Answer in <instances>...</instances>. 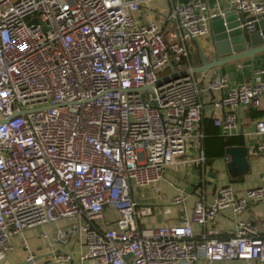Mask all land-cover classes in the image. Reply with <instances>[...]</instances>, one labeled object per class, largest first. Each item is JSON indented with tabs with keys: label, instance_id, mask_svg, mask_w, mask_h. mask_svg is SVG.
Returning a JSON list of instances; mask_svg holds the SVG:
<instances>
[{
	"label": "built area",
	"instance_id": "built-area-1",
	"mask_svg": "<svg viewBox=\"0 0 264 264\" xmlns=\"http://www.w3.org/2000/svg\"><path fill=\"white\" fill-rule=\"evenodd\" d=\"M150 1L0 0V264H32L31 251L24 260L11 257L18 252L15 237L61 218L71 222L58 227L51 242L78 240L85 246L81 259L94 264L192 263L200 256L206 264H264V216L261 231L240 219L226 236L215 227L196 236L191 225L212 221L227 206L240 212L251 202L264 204V171L242 194L223 184L210 201L199 195L180 222L140 223L151 207L133 192L157 189L189 140L204 136L201 86L193 73L154 81L170 64L181 69L188 42L208 34L217 14L205 0H169L160 21L141 18V5ZM229 1L237 11L264 17V0ZM227 85L222 75L208 84L213 90ZM261 99L264 66L214 101L223 110L214 125L231 129L236 107L256 108ZM255 128L264 135V119ZM263 148L261 140L251 153ZM183 197L178 192L173 201ZM110 207L117 216L106 222ZM21 244L29 248L26 238ZM52 258L63 264L75 256L61 250Z\"/></svg>",
	"mask_w": 264,
	"mask_h": 264
},
{
	"label": "crops",
	"instance_id": "crops-1",
	"mask_svg": "<svg viewBox=\"0 0 264 264\" xmlns=\"http://www.w3.org/2000/svg\"><path fill=\"white\" fill-rule=\"evenodd\" d=\"M187 0H173V2L184 3ZM208 10L216 13H223L232 10L229 0H205ZM169 0H152L147 4L141 5V18H151L160 21L163 15L168 11ZM143 8V10H142ZM208 34L192 39L188 42L189 60L182 62L183 67H198L201 65V59L198 49L204 48L208 44ZM207 61H210L207 59ZM264 66V53H258L254 60L248 59L223 64L221 75L227 78L228 85L219 90L210 89L208 84L218 76L216 69H210L206 74L202 72L193 73V76L201 86V98L203 102L200 125L204 129H209L206 134V142L202 140L190 139L186 145L185 153L180 156L178 161L165 168L162 178L157 183V189L154 186H141L133 192L135 200L141 204H147L151 207V212L140 218V223L144 226H156L164 223H177L182 219L189 217L192 212L194 202L199 197L205 201L213 198L215 189L223 184H230L238 194H242L248 187L259 183L264 171V148L257 154L251 153V147H248V170L233 175L228 167L227 161L229 155L225 152L228 145H242L254 143L257 145L264 140V135L256 133L255 122L264 119V99L256 108L238 105L235 109L236 123L231 129H223L214 125V119L223 114L222 109L214 106V101L225 95L232 87L245 82L252 71ZM213 132L216 134L214 135ZM220 135H235L238 137L236 143L222 146ZM253 145V146H255ZM203 155V161L196 160ZM228 157V158H227ZM182 192L184 197L181 202H174V196ZM117 216L114 208L106 210L104 220L113 221ZM262 216H264V204L261 201L251 202L244 210L236 212L231 206L220 209L212 221L205 224L192 222V231L198 236L201 233H210L211 228L218 229L220 236H226L234 232L236 224L240 219H250L261 231ZM71 222L68 218H61L44 224L35 225L26 228L22 234L15 237L18 252L11 253L14 260H24L27 252L31 251L36 255L32 264H60L52 258V253L68 250L71 251L75 259L63 264H94L92 259H81L80 255L85 246L78 240H70L67 243L56 242L53 244L52 237L55 230L60 226H66ZM46 232V236L39 235ZM23 238L29 243V248H24L21 244ZM25 264L27 262L24 260ZM174 264H206L202 256L198 257L192 263L179 260ZM219 264H257L253 261L223 259Z\"/></svg>",
	"mask_w": 264,
	"mask_h": 264
},
{
	"label": "water",
	"instance_id": "water-1",
	"mask_svg": "<svg viewBox=\"0 0 264 264\" xmlns=\"http://www.w3.org/2000/svg\"><path fill=\"white\" fill-rule=\"evenodd\" d=\"M247 23L252 25L246 26ZM208 41L204 48L198 49L201 59L200 66L174 69L170 64V72L158 77L154 83L159 84L163 80L186 76L190 72L206 74L210 69H216L217 74L221 75L220 67L223 64L241 59H248L252 62L258 53H264V17L246 15L234 8L217 13L209 19ZM145 87L150 88L151 85ZM252 145L254 143L225 147V152L229 155L227 167L233 175L248 170L247 153L248 147Z\"/></svg>",
	"mask_w": 264,
	"mask_h": 264
},
{
	"label": "trees",
	"instance_id": "trees-1",
	"mask_svg": "<svg viewBox=\"0 0 264 264\" xmlns=\"http://www.w3.org/2000/svg\"><path fill=\"white\" fill-rule=\"evenodd\" d=\"M210 133L209 129H204V136L202 138V142L203 144H205L206 142V134ZM214 135H216L214 132H213ZM220 139H222V146L224 147L225 145L227 144H231V143H236L237 140H238V137H236L235 135H220L219 136Z\"/></svg>",
	"mask_w": 264,
	"mask_h": 264
},
{
	"label": "rangeland",
	"instance_id": "rangeland-1",
	"mask_svg": "<svg viewBox=\"0 0 264 264\" xmlns=\"http://www.w3.org/2000/svg\"><path fill=\"white\" fill-rule=\"evenodd\" d=\"M142 10H143V8H142ZM140 13H142V12H141V9H140ZM39 235H41V234H39Z\"/></svg>",
	"mask_w": 264,
	"mask_h": 264
}]
</instances>
